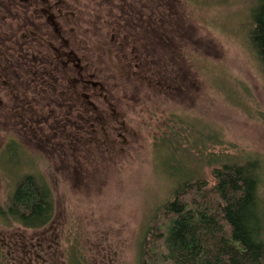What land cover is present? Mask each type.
Wrapping results in <instances>:
<instances>
[{"label":"rangeland","instance_id":"obj_1","mask_svg":"<svg viewBox=\"0 0 264 264\" xmlns=\"http://www.w3.org/2000/svg\"><path fill=\"white\" fill-rule=\"evenodd\" d=\"M146 1L163 36L181 44L169 55L180 58L182 94L159 100L143 87L133 99L119 78L117 131L88 136L106 143L80 162L40 141L48 122L0 118V244L21 242L14 255L24 264H47L38 253L51 264H141L174 190L186 180L214 184V168L232 161L257 162L264 210V67L251 41L260 2ZM28 175L51 191L52 219L38 230L1 214ZM38 238L45 248L35 251Z\"/></svg>","mask_w":264,"mask_h":264},{"label":"flooded vegetation","instance_id":"obj_2","mask_svg":"<svg viewBox=\"0 0 264 264\" xmlns=\"http://www.w3.org/2000/svg\"><path fill=\"white\" fill-rule=\"evenodd\" d=\"M148 9L146 0H0V118L48 122L40 141L80 162L106 143L88 136L117 131L119 78L133 99L143 87L159 100L183 92L180 58L169 55L181 44Z\"/></svg>","mask_w":264,"mask_h":264},{"label":"trees","instance_id":"obj_3","mask_svg":"<svg viewBox=\"0 0 264 264\" xmlns=\"http://www.w3.org/2000/svg\"><path fill=\"white\" fill-rule=\"evenodd\" d=\"M258 1L251 41L264 67V0ZM213 176L214 184L186 180L174 190L150 225L141 264H264L257 162L224 163ZM1 214L24 229H41L52 219L51 191L25 176ZM20 243L0 244V264H24L23 256L14 255Z\"/></svg>","mask_w":264,"mask_h":264},{"label":"bare ground","instance_id":"obj_4","mask_svg":"<svg viewBox=\"0 0 264 264\" xmlns=\"http://www.w3.org/2000/svg\"><path fill=\"white\" fill-rule=\"evenodd\" d=\"M173 163V162H172ZM169 172V171H168ZM22 178V177H21ZM178 178V177H177ZM258 178H259V176H258ZM181 181V180H180ZM259 183V182H258ZM16 184V183H15ZM263 208V207H262Z\"/></svg>","mask_w":264,"mask_h":264}]
</instances>
